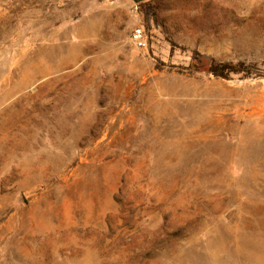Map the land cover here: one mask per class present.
Listing matches in <instances>:
<instances>
[{"label":"rangeland","instance_id":"374dc122","mask_svg":"<svg viewBox=\"0 0 264 264\" xmlns=\"http://www.w3.org/2000/svg\"><path fill=\"white\" fill-rule=\"evenodd\" d=\"M0 264H264V0H0Z\"/></svg>","mask_w":264,"mask_h":264},{"label":"trees","instance_id":"16d2710c","mask_svg":"<svg viewBox=\"0 0 264 264\" xmlns=\"http://www.w3.org/2000/svg\"><path fill=\"white\" fill-rule=\"evenodd\" d=\"M150 17L147 15L146 23L148 24ZM207 71L216 77H227L230 73H240L245 69L242 63H214L210 62L207 65Z\"/></svg>","mask_w":264,"mask_h":264},{"label":"built area","instance_id":"2783aa9c","mask_svg":"<svg viewBox=\"0 0 264 264\" xmlns=\"http://www.w3.org/2000/svg\"><path fill=\"white\" fill-rule=\"evenodd\" d=\"M132 39L138 46L145 45L143 29L137 28L132 32Z\"/></svg>","mask_w":264,"mask_h":264},{"label":"water","instance_id":"95a60500","mask_svg":"<svg viewBox=\"0 0 264 264\" xmlns=\"http://www.w3.org/2000/svg\"><path fill=\"white\" fill-rule=\"evenodd\" d=\"M134 2H142V1H146V0H133Z\"/></svg>","mask_w":264,"mask_h":264}]
</instances>
